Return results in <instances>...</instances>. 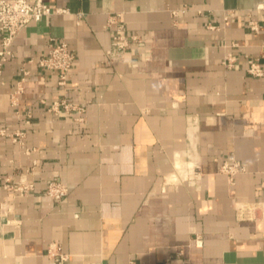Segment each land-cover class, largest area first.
Listing matches in <instances>:
<instances>
[{"label":"crops","instance_id":"obj_1","mask_svg":"<svg viewBox=\"0 0 264 264\" xmlns=\"http://www.w3.org/2000/svg\"><path fill=\"white\" fill-rule=\"evenodd\" d=\"M43 1L69 14L23 29L0 74V131L25 136L0 138V264H264V222L237 218L264 201V75L247 63L264 70V0ZM117 14L137 41L109 66ZM51 39L75 55L65 87L37 64Z\"/></svg>","mask_w":264,"mask_h":264},{"label":"built area","instance_id":"obj_2","mask_svg":"<svg viewBox=\"0 0 264 264\" xmlns=\"http://www.w3.org/2000/svg\"><path fill=\"white\" fill-rule=\"evenodd\" d=\"M259 12L262 13L264 17V7L259 8ZM55 14H69V10L53 8L43 0H36L33 3L26 0H0V33L2 34L3 46V49L0 52V74L4 63L13 57L11 47L18 34L30 24L48 20ZM120 18V14L111 15L107 21V26L114 30L111 47L106 52V63L109 66L114 63L125 62L128 49L137 41L136 37H126L124 25L120 22ZM248 25L251 31L259 30V25L253 21L249 22ZM74 61L75 55L64 41L51 39L48 54L40 59L37 64L42 71L57 72L59 76V85L65 87L67 85L68 74L73 67ZM235 62L236 59L231 55H228L224 59V64L229 67L234 65ZM247 63L249 75L254 77H262L264 75V70L261 67L259 60L251 58ZM27 77L28 72L23 71L11 97V103L14 107H18L19 105L20 97L25 90ZM72 107L71 104L62 101L52 105L50 110L59 111L60 109H63L68 111ZM8 131V129L2 131L1 134L3 137L0 138L8 137ZM23 137L25 138L24 134ZM14 142L17 143L18 140L16 139ZM23 142L24 139L20 144L22 145ZM243 171L244 167L234 159L225 161L220 167V173L227 176L230 185L234 184L235 177ZM32 188L33 185L26 184L24 187H18V189H15L12 192L23 195ZM46 193L53 200L60 201L68 192L61 183L52 181L47 185ZM237 218L240 221L264 222V201L243 204L237 213ZM51 254L54 255L53 253Z\"/></svg>","mask_w":264,"mask_h":264},{"label":"rangeland","instance_id":"obj_3","mask_svg":"<svg viewBox=\"0 0 264 264\" xmlns=\"http://www.w3.org/2000/svg\"><path fill=\"white\" fill-rule=\"evenodd\" d=\"M4 130H6V129H3V130L0 131V137H3V135L1 133ZM8 133H9V136L8 137H4V138H9L12 143H15L14 141L17 139L18 140L17 143L20 144L23 141V139H24L23 133L21 131H19V130H15V131H12V132L8 131ZM0 142H1V140H0ZM9 181H6V183H7L6 186L9 188V190H12V191H14L15 189H18V187L22 188V187H24L26 185V183H21V182H18V184L16 185V184H13V183H11Z\"/></svg>","mask_w":264,"mask_h":264},{"label":"bare ground","instance_id":"obj_4","mask_svg":"<svg viewBox=\"0 0 264 264\" xmlns=\"http://www.w3.org/2000/svg\"><path fill=\"white\" fill-rule=\"evenodd\" d=\"M179 157H180V155H179ZM179 159V158H178ZM172 178H174L173 176H172ZM171 180V179H170Z\"/></svg>","mask_w":264,"mask_h":264}]
</instances>
